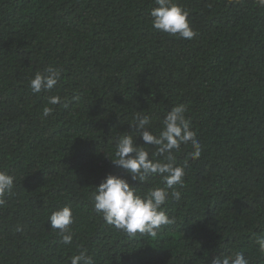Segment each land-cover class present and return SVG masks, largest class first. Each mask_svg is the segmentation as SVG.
<instances>
[{"label":"trees","instance_id":"obj_1","mask_svg":"<svg viewBox=\"0 0 264 264\" xmlns=\"http://www.w3.org/2000/svg\"><path fill=\"white\" fill-rule=\"evenodd\" d=\"M173 2L188 10L193 39L152 27L155 0H0V170L15 177L0 207V264H70L81 250L94 264H210L237 252L264 264V8ZM49 66L61 78L32 93L30 78ZM53 95L63 101L44 117ZM178 104L201 156L190 143L173 153L185 167L181 199L162 207L175 223L129 236L94 211L91 194L109 174L142 196L164 187L159 176L132 181L110 159L120 136L138 135V111L158 134ZM65 205L70 245L48 222Z\"/></svg>","mask_w":264,"mask_h":264},{"label":"clouds","instance_id":"obj_2","mask_svg":"<svg viewBox=\"0 0 264 264\" xmlns=\"http://www.w3.org/2000/svg\"><path fill=\"white\" fill-rule=\"evenodd\" d=\"M264 8V0H255ZM156 7L149 12L152 27L181 39L191 40L197 33L190 27L189 12L173 0H155ZM61 78L58 68L47 67L42 72H36L29 80V87L34 94L51 91ZM63 98L59 95L48 97L47 105L42 109V116L48 117L54 108L48 105H58ZM187 106L178 104L171 108L162 120L158 134L150 131L151 118L138 111L129 124L135 133L120 136L115 143L114 156L110 161L124 170L132 181L143 183L150 176H159L164 187H153L145 195L136 192V187L129 183L124 176L109 174L91 194L94 211L101 215L104 222L116 229L134 236L137 233L151 237L157 236L162 226L171 225L175 221L164 211L163 207L169 199L179 201L181 192L175 185L183 187L185 167L175 165L174 152L181 145L190 143L192 159L201 156L202 148L196 139V133L191 129L190 121L186 118ZM142 144L135 143V137ZM143 145L155 146V153L150 156ZM155 157H160L156 159ZM15 177L5 170H0V207L6 204L5 197L14 190ZM168 189H172L171 192ZM51 229L58 230L61 243L70 245L74 232L70 225L74 222L70 206H63L51 212L48 218ZM16 231H21L17 226ZM259 251L264 253V237L256 241ZM70 264H94L93 258L86 250L70 258ZM210 264H249V259L242 253L219 254L212 257Z\"/></svg>","mask_w":264,"mask_h":264}]
</instances>
